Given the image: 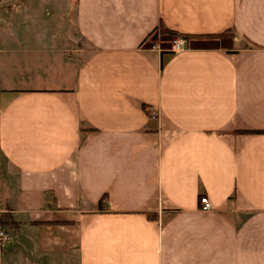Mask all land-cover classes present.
I'll use <instances>...</instances> for the list:
<instances>
[{
    "label": "crops",
    "instance_id": "crops-1",
    "mask_svg": "<svg viewBox=\"0 0 264 264\" xmlns=\"http://www.w3.org/2000/svg\"><path fill=\"white\" fill-rule=\"evenodd\" d=\"M2 1L0 264H264V0Z\"/></svg>",
    "mask_w": 264,
    "mask_h": 264
},
{
    "label": "rangeland",
    "instance_id": "rangeland-1",
    "mask_svg": "<svg viewBox=\"0 0 264 264\" xmlns=\"http://www.w3.org/2000/svg\"><path fill=\"white\" fill-rule=\"evenodd\" d=\"M43 1H44V6H45V0H43ZM57 1H58V4L59 3L65 4V2H66V0H56V4H57ZM68 1H70V0H68ZM1 4H2L3 8L9 9V7H10V10H8V12L10 11V12H14L15 13V11H17V12L21 11V5H23L26 9H28V8L30 9V6L33 5V0H5V1H2ZM49 5H50V2L47 4L48 8H49ZM15 6L17 7L16 9H14ZM68 17H69V14L67 15V18ZM16 23H19V20H16ZM26 23H27V20H26ZM37 23L39 25V21H37ZM41 24H42V28H44V31H47L48 34L49 33L51 34L52 33V29L51 28L55 27L54 24H53V19L41 20ZM159 34H160V32H159ZM225 36H228V33H224V34H222L220 36H217V38L220 41V40H222L221 38H223V39L226 38ZM154 38L156 40H158V39L161 40L160 45H163L164 47H167L168 45H170V40L172 39V37H169V36H166V35H162V34L157 36V37L154 36V34H152V35H150L148 37L149 40H153ZM193 38L196 39V38H200V37L187 36L186 40L189 41V40H192ZM0 165H2L1 162H0ZM6 218L10 222V223H6V224H10L11 225L12 224L11 220L8 217H6Z\"/></svg>",
    "mask_w": 264,
    "mask_h": 264
},
{
    "label": "built area",
    "instance_id": "built-area-1",
    "mask_svg": "<svg viewBox=\"0 0 264 264\" xmlns=\"http://www.w3.org/2000/svg\"><path fill=\"white\" fill-rule=\"evenodd\" d=\"M185 38L183 37H172L170 40V45L167 46V49L171 50H179L182 49V47L185 44ZM199 202H200V208L203 210H209L211 208L210 202L205 196H200L199 197ZM9 238V235L7 234L6 231H3L0 229V246H3L5 241H7Z\"/></svg>",
    "mask_w": 264,
    "mask_h": 264
},
{
    "label": "trees",
    "instance_id": "trees-1",
    "mask_svg": "<svg viewBox=\"0 0 264 264\" xmlns=\"http://www.w3.org/2000/svg\"><path fill=\"white\" fill-rule=\"evenodd\" d=\"M161 31H162V33H163L164 35H167V36H169V37H178V36H179V37H183V38L186 39L187 36H195V35H189V34H186V33H180V32H177V31H175V30H173V29H169V28H162ZM224 33H228V32L225 30V31H222V32L217 33V34H215V35H208V36H211V37H217V36H220V35H222V34H224ZM228 34L230 35V33H228ZM6 217H8V216H6L5 213H2V214H1V216H0V223H1V224L10 223V222L7 220ZM11 222H12V221H11Z\"/></svg>",
    "mask_w": 264,
    "mask_h": 264
}]
</instances>
